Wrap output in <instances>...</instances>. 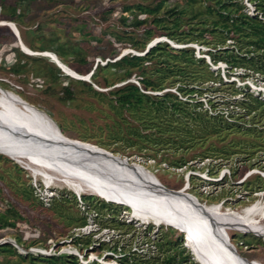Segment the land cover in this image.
Wrapping results in <instances>:
<instances>
[{"label": "trees", "instance_id": "obj_1", "mask_svg": "<svg viewBox=\"0 0 264 264\" xmlns=\"http://www.w3.org/2000/svg\"><path fill=\"white\" fill-rule=\"evenodd\" d=\"M11 1L9 3V0H0V19L13 21L21 33L23 20L27 18V8H21L33 0ZM169 1L124 4L121 8L107 11L108 15H117L124 27L143 28V31L141 35L133 30H125L123 34L102 32V35L113 34L114 40L121 44L120 48L129 46L143 55L127 52L114 61L106 60L104 64L94 62V59L88 57L84 43L88 44L89 48L90 41L95 40L98 43L101 38L92 35L83 24L75 27L79 32L78 39L69 36L62 40L55 34L45 36L41 33L42 43L36 46L26 37H21L32 50L51 51L79 74L91 73V79L97 86L90 82L91 79L88 81L69 76L49 57L46 58L51 64L41 66L40 69L48 71L55 80L59 79V76L65 77L67 82L63 89L68 99L74 97V89L71 86L73 83L86 85V91L96 98L107 99L119 118L118 127L128 135L124 138V144L137 154L147 155L155 160L163 153L161 161H170V165L177 167L188 165L190 160L186 159L185 155L199 148L201 153L194 155L192 159H207V162L218 159L219 165H226L225 161L234 156L240 161L248 162L259 158V151H262L260 156H264V96L261 91L251 89L246 84L237 85L234 80H224L220 73L214 71L204 57H198L195 48L189 45L195 43L207 47L209 60L213 64L225 63L228 76L235 73L241 80L252 77L253 81L256 76L259 78L254 82L263 83L264 0H249L255 5V14L248 12L242 0H173L171 4ZM36 28H39L38 25ZM12 34L16 40L15 46L20 48L17 36L13 32ZM158 37H166L183 46L174 47L162 39L163 41H158L147 49L148 44ZM118 53L115 47L111 51V55ZM27 55L34 58L37 56ZM78 62L81 63L80 66L72 65ZM20 66V62L14 59L8 69L19 72ZM198 66L200 70L194 68ZM100 73L117 74L112 81L104 76V84L107 87L123 82L109 89L111 97L98 86L97 78ZM132 79L137 80L139 84ZM230 134H238L239 137L228 140ZM215 141L221 142V146L218 147ZM240 154H245V158L242 159ZM0 157H3V154L0 153ZM10 160L18 164L16 160ZM256 166L264 170V157L260 158V163H249L250 168ZM189 167L197 168L191 164ZM207 170L212 171L208 168ZM257 174L264 188V180ZM24 190L26 199L35 197L33 191L28 188ZM59 193L60 195L52 196L53 206L56 203L55 211L68 218V224L75 225L74 234L80 235L73 236L78 243H82L83 238H86L84 247L87 249L93 238L81 229L89 224L88 217L75 215L70 207L67 208L70 206L66 205L70 199L65 192ZM71 194V201L78 205L76 195ZM80 199L88 216L95 214L94 221L99 230L107 228L114 233L110 240L99 241L100 246L96 251L101 252L108 248L113 253L121 254L118 257L120 264H196L191 259L188 245L184 247L182 243V234L170 238L166 232H160L151 237L149 232L153 229L152 225L144 228L140 234L134 224L119 218L116 208L123 205L86 193H81ZM18 221L27 222V217L20 213L15 205L0 200V230L14 228ZM125 226L128 229L124 230ZM170 230L175 232L173 227H170ZM15 242L26 248L39 243L35 239L27 243L20 235L15 237ZM37 248L47 250L43 246ZM0 256V262L3 264H82L74 254L61 252L43 255L32 251L22 254L10 243L0 244ZM84 256L87 257V254ZM88 264L99 263L91 261Z\"/></svg>", "mask_w": 264, "mask_h": 264}, {"label": "rangeland", "instance_id": "obj_2", "mask_svg": "<svg viewBox=\"0 0 264 264\" xmlns=\"http://www.w3.org/2000/svg\"><path fill=\"white\" fill-rule=\"evenodd\" d=\"M61 1L64 0H33L29 5L23 6L21 10L27 8L25 9L27 18L23 20V29H21L20 36L26 37L38 46L42 43V40H40L42 37L40 36L41 33L45 36L55 34L62 40H66L69 36L73 39H78L80 37L78 30L75 29L76 25H86L87 31L101 38V42L98 43L95 42V40L90 41L89 48L88 44L84 43V45L87 46L88 57L94 59V62L99 61L100 64H104L106 60L114 61L124 53L134 51L129 46L120 48L121 44L114 40L113 34L103 36L102 32L123 34L125 30H133L138 35H141L143 31V28L137 29L132 26L124 27L117 15H108L107 11L113 8H121L124 4L137 2L150 4L154 2V0H65L62 3H58ZM171 1L173 2V0H170L169 4L172 3ZM10 2L12 1L9 0V3ZM7 22L14 24L13 21L0 19L1 90L14 93L24 105L35 107L47 114L64 135L97 148L104 149L122 158H127L131 163L136 164L140 170L159 187L167 191H177L184 187L186 190L183 195H181V198L187 203L196 207L202 204H220L222 209L229 211H241L252 203H258L264 207V188L262 180H258L256 176L258 173L257 175L264 180V170L259 169L257 166L254 168L249 167L250 162L260 163V158L264 157L260 156L262 155V151L258 152L259 158L251 159L249 162L240 161L234 156L229 160L230 162L228 160L225 161L226 165H219L220 161L218 159L214 162H207V159L204 161H200L198 158L192 159L194 155L201 153V149L191 150L185 157L190 160L189 164L197 166L195 169L189 167V164L177 167L170 165V161H161L163 153L155 160L148 158L147 155L137 154L136 151L127 148L126 144H124V138H127L128 135H126L124 130L122 131L118 127L119 118L111 108L108 100L92 96L91 93L86 91V85L77 83L71 84L74 89V97L68 99L63 89L64 84L67 82V80L64 79L65 77L59 76V79L55 80L48 71H40L41 66H45L49 63L51 64L46 58L49 57L47 54H56L51 51L39 52L34 50L37 52L36 54H29L37 55L35 56L36 58L28 57V52H26L21 45L20 48L15 46L16 40L13 38V30L8 25L6 26L5 23ZM37 25L39 28H36ZM16 27L18 28L17 25ZM158 38L161 39L160 41H166L164 37ZM22 42L24 45L26 44L23 40ZM173 44L176 43L173 42ZM189 45L193 46L196 55L198 57H204L206 63H208L214 71L219 72L224 80H234L237 85L246 84L256 90L262 89L261 94L264 96V82H254L259 77L255 76L253 81L252 77L241 80L235 73L228 76L225 63L219 62L218 64H213L209 60V56L206 53L207 47L195 43H190ZM26 46L30 48L27 44ZM175 46L183 45L176 44ZM114 47L119 53L111 55V51ZM137 53L140 54L142 52ZM49 58L58 66L51 57ZM14 59L20 62L21 66L19 72H12L8 69L10 62H14ZM80 64L79 62L76 64L72 63L74 67H78ZM65 66L73 69L67 64H65ZM148 67H152V65H148ZM194 68L200 70L199 66ZM104 76L112 81L117 77V74L100 73L97 78L99 81V88L103 89L108 97H111V95H109V89L114 86H119L123 82H117L115 85L107 87L104 84ZM71 77L76 78L74 76ZM82 77L86 78L82 80L89 81L91 79V76L88 74ZM132 81L139 84L137 80L132 79ZM258 81L260 80L258 79ZM90 82L93 83L94 86H97L94 84L93 79H91ZM236 136L239 137L238 134H230L228 140ZM241 138L245 137L242 136ZM247 139H254V137H247ZM215 142L218 147L221 146V142ZM0 151L2 152L1 154H3V157H0V200L3 203L8 202V204L15 205L17 210L27 217V222L18 221L16 227L0 230V244L10 243L22 254L28 251L37 253L38 251L34 248L43 246L47 248V250L42 249L41 254L43 255H52L61 252L68 254L75 253L78 257V261L81 262L79 255L87 254V257L84 256L86 259L88 258L86 264L91 261H97V259L105 261L107 264H120L118 257L121 256V254L112 253L108 248L103 249L101 252L95 250L100 246L99 241L110 240L112 235H114L113 231L108 232L107 228L99 230V226L96 224L90 228V231L84 232L92 235L93 238L92 244L86 249L84 247L86 238H83L82 243H78L74 236L80 234H74L75 225L68 224V218L55 211L56 203L54 204V208L51 202L52 196L54 194L60 195L59 192L62 191L63 193L65 192L67 198L70 199L66 204L70 205L67 206V208L70 207L75 215H87L89 221L94 220L95 214H89L88 216L87 212L83 210L84 206L80 196L75 193L76 191L74 189L64 183L47 184L44 179L39 176H34L30 170L21 166L20 163L17 164L15 161L10 160L11 158L8 155L2 150ZM165 154L166 156L169 155L168 153H164V155ZM240 155L242 159L245 158V154ZM206 167L212 169V171H208ZM19 168L21 169L19 170ZM222 172H224V174ZM210 178L213 180H210ZM24 188L33 191L35 197L31 200L26 199L23 192L25 191ZM71 193L76 195L79 202L78 205H74L73 201H71ZM82 193L97 195L91 191H84ZM100 197L108 199L104 196ZM122 205V207L116 208L119 218L126 219L131 225L134 224L141 232L140 234L143 233L144 228L150 225L153 227L149 232L151 237H155L160 232H166L170 238H175L182 234V243L184 247L188 245L187 248L189 250H187L193 252L192 255L190 251L191 259L196 264H210L201 260L195 248L185 236V233L175 227V232H172L170 226L165 224L155 225L150 221H142L134 218L129 207L124 204ZM262 221H264V217ZM126 229H128L127 226L124 227V230ZM227 233L231 238L235 251L241 257H246V259L250 261H258L260 264H264V235L255 234L241 228H230V230H227ZM17 235L22 236L27 243H29L31 239H35L39 241V243L28 248H26V246H20L15 242V237H17ZM133 249H135V247H133ZM140 251L141 250H139V252ZM1 258L2 256H0V259ZM95 258L97 259L95 260ZM0 264L3 263L0 262ZM99 264L101 263L99 262Z\"/></svg>", "mask_w": 264, "mask_h": 264}, {"label": "bare ground", "instance_id": "obj_3", "mask_svg": "<svg viewBox=\"0 0 264 264\" xmlns=\"http://www.w3.org/2000/svg\"><path fill=\"white\" fill-rule=\"evenodd\" d=\"M5 24L20 36L15 24ZM19 43L28 54L37 53L22 39ZM47 55L67 74L86 79L54 54ZM0 150L47 184L64 183L79 194L91 191L130 207L134 218L172 225L185 233L205 262L260 264L235 251L227 230L241 228L264 235L262 205L252 203L241 211H229L220 204L187 203L181 198L184 187L177 191L159 187L127 158L64 135L46 114L1 88Z\"/></svg>", "mask_w": 264, "mask_h": 264}, {"label": "built area", "instance_id": "obj_4", "mask_svg": "<svg viewBox=\"0 0 264 264\" xmlns=\"http://www.w3.org/2000/svg\"><path fill=\"white\" fill-rule=\"evenodd\" d=\"M243 1V3L246 5V7H247V9H248V12L250 13V14H255V13H257V11L255 10V5L252 3V2H250L249 0H242ZM259 16L260 17H262V15H261V13H259ZM165 39H167L166 37H164ZM168 40V39H167ZM251 87V86H250ZM252 89H254L253 87H251ZM254 90H256V89H254ZM258 90H262V89H258ZM264 92V91H263ZM223 174H224V172H222ZM221 173V174H222ZM210 180H213L212 178H210ZM46 196H48V195H46ZM78 196H80L79 194H78ZM89 224L90 225H87V226H85V227H83L81 230L83 231V232H88V231H90V228H92L93 226H95L96 225V223H95V221L94 220H92V221H89ZM142 224V223H141ZM106 230V229H105ZM107 231V230H106ZM108 232H110L109 230H108ZM18 248V247H17ZM35 250H37L38 252H42V249H40V248H34ZM50 249H52V248H50ZM113 253V252H112ZM72 254H74L75 255V253H72ZM80 256V258H81V262L80 263H82V264H86V261H87V259L84 257V255H79ZM97 258H95V260H96ZM89 261V260H88ZM98 261V262H97ZM97 263H101V264H107L105 261H101L100 259H97Z\"/></svg>", "mask_w": 264, "mask_h": 264}, {"label": "water", "instance_id": "obj_5", "mask_svg": "<svg viewBox=\"0 0 264 264\" xmlns=\"http://www.w3.org/2000/svg\"><path fill=\"white\" fill-rule=\"evenodd\" d=\"M15 24V23H14ZM18 38H19V41H21V38H20V36L18 35ZM161 39H159V38H156L155 40H153L152 42H150L149 44H148V46H147V49L148 48H150L153 44H155L156 42H158V41H160ZM166 41L168 42V43H170V44H172V46H174V47H181V46H175L176 44H173V42L171 41V40H167L166 39ZM147 49H146V51H147ZM44 52H46V51H44ZM132 52H134V53H136V54H138L136 51H132ZM139 55H143V53H140ZM56 56V55H55ZM62 71H64V69H62ZM88 75H90L91 76V73H89ZM0 153H2L1 151H0ZM104 200H107V201H110V202H113V203H119V204H121L120 202H115L114 200H110V199H105V198H103ZM169 226L170 227H173L172 225H170L169 224ZM174 228V227H173Z\"/></svg>", "mask_w": 264, "mask_h": 264}, {"label": "clouds", "instance_id": "obj_6", "mask_svg": "<svg viewBox=\"0 0 264 264\" xmlns=\"http://www.w3.org/2000/svg\"><path fill=\"white\" fill-rule=\"evenodd\" d=\"M76 194L78 195L79 193H77L76 192ZM80 195V194H79ZM107 201V200H106ZM117 204H119V203H117ZM122 205V204H121ZM129 209H130V207H129ZM149 223V222H148ZM153 223V222H152ZM153 224H155V223H153ZM156 225V224H155ZM184 235V234H183ZM192 252V251H191ZM192 255H193V253H192Z\"/></svg>", "mask_w": 264, "mask_h": 264}]
</instances>
